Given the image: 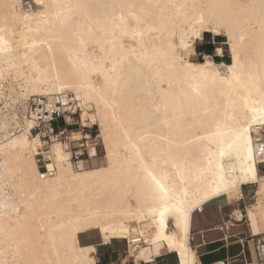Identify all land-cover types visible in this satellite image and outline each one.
Masks as SVG:
<instances>
[{
	"label": "bare ground",
	"instance_id": "6f19581e",
	"mask_svg": "<svg viewBox=\"0 0 264 264\" xmlns=\"http://www.w3.org/2000/svg\"><path fill=\"white\" fill-rule=\"evenodd\" d=\"M31 1L26 12L0 0V103L14 90L71 94L83 127H100L106 164L74 170L53 143L56 175L42 180V140L24 116L23 132L0 142V264H96L97 247L80 241L92 231L104 245L145 237L130 248L135 264H199L194 213L243 186L264 196V0ZM205 33L228 38L231 63L190 61ZM249 217L264 232L260 200Z\"/></svg>",
	"mask_w": 264,
	"mask_h": 264
},
{
	"label": "built area",
	"instance_id": "2783aa9c",
	"mask_svg": "<svg viewBox=\"0 0 264 264\" xmlns=\"http://www.w3.org/2000/svg\"><path fill=\"white\" fill-rule=\"evenodd\" d=\"M23 8L26 12L32 11L35 4L31 0H22ZM62 102L56 99H46L43 97L33 98L27 103L25 116L33 123L32 135L42 140L41 153L38 159L39 174L42 180L52 178L56 175V165L50 158L51 144L59 143L68 152V161L74 170H81L93 166L94 160L99 156V149L102 143L98 135H94L93 128H85L81 123V113L84 110V104L72 98L71 94L63 95ZM10 123L11 133H20L23 131V116L15 104L9 105V112L4 117ZM22 118V119H21ZM79 132L80 137L76 138L75 132ZM257 157L261 161L259 168L264 169V137L257 140ZM95 151V156L91 151ZM148 240L145 237H138L132 242L127 240L128 253L131 246H146ZM251 259L244 260V264H253L255 261L264 263V239L255 240V248L250 253ZM133 259V258H132ZM128 259L121 264H127ZM133 263L134 259H133ZM97 264L100 260L97 259ZM215 264H236L235 258H226Z\"/></svg>",
	"mask_w": 264,
	"mask_h": 264
},
{
	"label": "rangeland",
	"instance_id": "374dc122",
	"mask_svg": "<svg viewBox=\"0 0 264 264\" xmlns=\"http://www.w3.org/2000/svg\"><path fill=\"white\" fill-rule=\"evenodd\" d=\"M37 8L38 6L35 5ZM193 39H191L192 41ZM190 42V40H189ZM196 44L199 46L198 48L200 49L198 51L199 54H196ZM194 52H191L189 55V59L191 62L193 63H203L208 59H213L217 64H229L231 63L232 59H231V51H230V45H229V41L228 38L224 35L222 36H216L213 33H205L203 36V39H198V40H194ZM215 47L221 48L223 50V54H219L218 51H216V49H214ZM203 48H206V50H209V54L207 53V55H204L203 53ZM211 50H213V52H211ZM5 83H7V85H12L14 88H20L21 89V84L23 83V81L21 79H17L10 76L9 78H7L5 80ZM13 91V90H12ZM8 92V91H7ZM16 100L19 101V106L21 108V112H22V116L24 119L25 116V110H26V106L27 103L30 101H28V99H23L20 94L14 90V92H8L6 95V99H3L0 103V107L5 104L7 108L3 109V113L4 115L2 116H6L7 112H9V105L15 104ZM84 112V111H83ZM82 112V113H83ZM81 113V114H82ZM3 117V118H4ZM82 123V120H81ZM4 125V129L2 131H0V142L4 141L6 139V137L10 138L13 137V133H11L10 128L8 126V123L4 120V121H0V126ZM23 125V124H21ZM83 126V125H82ZM93 128V133L94 135H98L100 138V141L102 143L101 140V131H100V127L96 124H92V126H88L85 128ZM23 132V131H22ZM20 133H14L15 135H19ZM263 133H261V135H259L257 138L262 137ZM106 164L105 161V148L104 145L102 143V147L99 149V158L94 160L93 166H90L88 168H93V167H100V166H104ZM259 173L260 175H264V169L259 168ZM257 185H248V186H243L241 189H239L238 191L234 192L233 194H231L228 198L224 199V200H220L218 202H224L225 204H230L231 206H233L234 210L236 211L235 213V219L239 220L237 218L238 213L243 214V221L245 223L248 222V210L250 213V210L252 208L253 205H256L259 200L263 203L264 205V196H258L257 195ZM242 220V219H241ZM257 222V221H256ZM261 237H264L261 236ZM81 239V244H94L97 246L98 249V253L96 258L100 259V264H121L123 263L124 260L128 259L127 264H134L133 263V259L130 257V254L128 253V246H127V240H112L111 244L109 245H103V241L100 237V233L98 231H92L87 233L86 235H82L80 237ZM251 241V238H249ZM255 248V247H253ZM252 248V250H253ZM166 252V249L163 245H159V246H155L154 247V253L155 255H160ZM172 256L170 255H166L162 260L166 259V262L168 263L170 258ZM174 258V256H173ZM173 262L176 263V260H174ZM259 262H256V264ZM236 264H244L242 261L238 260L236 261Z\"/></svg>",
	"mask_w": 264,
	"mask_h": 264
},
{
	"label": "crops",
	"instance_id": "0c3cea01",
	"mask_svg": "<svg viewBox=\"0 0 264 264\" xmlns=\"http://www.w3.org/2000/svg\"><path fill=\"white\" fill-rule=\"evenodd\" d=\"M195 47L196 54L200 55V53H198L200 50L198 48L199 46L196 44ZM214 49L217 51L219 48L215 47ZM203 50L204 55H207V53L209 54V50L207 51L206 48H203ZM211 52H213V50H211ZM235 213L236 211L234 210L233 206L230 204H225L224 202L213 203L203 209L197 210L194 213L192 218L193 231L191 230V245L196 257H198L197 261L199 264H215L226 258H235V261L240 260L243 263L245 259L250 261V253L254 250L253 247H255V240L263 236L264 232H257L255 230L254 224L249 217V210L247 215V223H245L243 219L239 221L236 220L234 218ZM82 235H80V237ZM249 238H251V241ZM261 238L264 239V237ZM97 253L95 254V258ZM165 256L156 258L154 264L175 263L173 262L176 260L174 255H170L172 257L168 263L166 262V259L162 260ZM142 264L149 263L143 262Z\"/></svg>",
	"mask_w": 264,
	"mask_h": 264
}]
</instances>
